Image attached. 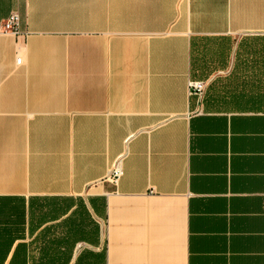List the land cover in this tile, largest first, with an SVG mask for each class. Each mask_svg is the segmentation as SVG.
<instances>
[{
    "label": "crops",
    "instance_id": "0c3cea01",
    "mask_svg": "<svg viewBox=\"0 0 264 264\" xmlns=\"http://www.w3.org/2000/svg\"><path fill=\"white\" fill-rule=\"evenodd\" d=\"M14 12L0 264H264V0H0Z\"/></svg>",
    "mask_w": 264,
    "mask_h": 264
},
{
    "label": "built area",
    "instance_id": "2783aa9c",
    "mask_svg": "<svg viewBox=\"0 0 264 264\" xmlns=\"http://www.w3.org/2000/svg\"><path fill=\"white\" fill-rule=\"evenodd\" d=\"M19 21L20 17L19 14L14 12L11 13L9 17L6 19L0 21V32L3 33H17L18 27H19ZM18 63L21 61V58L18 57L17 59ZM207 82L202 80H191L189 82V92L192 96H198L202 97L204 90L206 88ZM112 178L114 181H117V179L121 176L122 170L119 166V164H116L112 170Z\"/></svg>",
    "mask_w": 264,
    "mask_h": 264
}]
</instances>
